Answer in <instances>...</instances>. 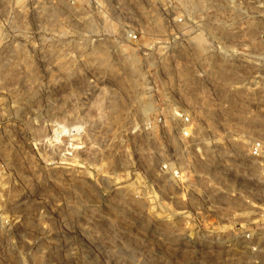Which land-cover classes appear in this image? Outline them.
Instances as JSON below:
<instances>
[{
	"label": "rangeland",
	"instance_id": "374dc122",
	"mask_svg": "<svg viewBox=\"0 0 264 264\" xmlns=\"http://www.w3.org/2000/svg\"><path fill=\"white\" fill-rule=\"evenodd\" d=\"M165 1L153 13L150 0H128L130 15L114 0H0V264H264V28L254 1L240 29L226 25L243 46L210 45L214 9L187 2L174 43L144 47L154 37L143 35L122 46L127 26L145 34L184 15ZM197 35L208 45L192 46ZM172 104L192 108L201 144L187 190L163 184L152 136Z\"/></svg>",
	"mask_w": 264,
	"mask_h": 264
},
{
	"label": "built area",
	"instance_id": "2783aa9c",
	"mask_svg": "<svg viewBox=\"0 0 264 264\" xmlns=\"http://www.w3.org/2000/svg\"><path fill=\"white\" fill-rule=\"evenodd\" d=\"M118 6L120 12L125 11L130 15L136 14L134 9L132 10L131 5L127 2L128 0L120 1L114 0ZM179 1L181 6L183 3L187 2V6H194L196 8H204L201 10L214 9V16H210L208 18L207 28L213 30L210 33L213 37V42L209 43L215 47H233L238 45H245L241 42L235 40L238 35L230 34L226 31V25H229L232 30L240 29V23L244 24V17L248 12V8H250V3L247 0H176ZM256 8V13L258 16V21L260 27L264 28V0H253ZM210 2V3H209ZM150 9L151 11L158 12L156 6L154 7V0H150ZM166 5L169 7L173 5L174 0H166ZM208 3V4H207ZM135 6V5H134ZM140 7V6H139ZM183 7L184 15L176 17L171 24L169 21L167 24H159V23H148L144 29L146 33L141 32V29H135L133 27L127 26L129 30L124 31L123 38L121 39V45L125 46L129 45H138L141 43L143 35H148L150 37L147 42H144V47H156L160 45H169L175 42L177 39V34L175 30H186L185 26L182 24L186 20V15L189 13L188 7ZM245 7V11L242 9ZM145 12V9L142 7L139 8ZM239 9V11H238ZM132 10V11H131ZM139 10V11H140ZM242 10V11H241ZM125 19L129 21H133V17L124 15ZM164 19V18H163ZM171 20V19H170ZM210 20L217 22L220 25H212L209 26ZM241 21V22H239ZM228 23V24H227ZM206 25V24H205ZM196 28L201 29V26L195 24ZM249 27V26H248ZM204 26L202 25V29ZM170 31L169 35L172 37V41L169 39L159 38V32ZM246 35V33H245ZM191 45L194 47H200L208 45L205 39L201 37V35H197L196 40L193 39ZM227 76V75H225ZM233 76V74H231ZM229 77V75H228ZM147 89L145 90L150 96L154 93V85L152 83L147 82ZM184 90H186L184 88ZM230 93V91H228ZM152 97V96H151ZM190 99V98H189ZM191 100V99H190ZM192 108L189 106L182 105H173L170 106V112L167 114H163L160 116H156L153 119V131L152 136L153 140L157 144V150L161 153L162 166L160 168V172L163 176V184L165 186H174L181 187L183 190H187L188 186L193 187L190 179L192 177V171L197 172V169L200 168V165L203 163V157L201 152V144L198 143V138L196 135L197 124L195 122V115L191 112ZM135 121L132 122L133 126H137ZM138 134L137 128L134 130L132 135L136 137ZM200 147V148H199ZM263 144L262 142H256L251 150L250 154L253 158H259L262 155ZM199 158V160H198ZM196 164L194 165V163ZM195 166H198L195 168ZM192 169V170H191ZM8 222H5V227H9L7 225Z\"/></svg>",
	"mask_w": 264,
	"mask_h": 264
},
{
	"label": "bare ground",
	"instance_id": "6f19581e",
	"mask_svg": "<svg viewBox=\"0 0 264 264\" xmlns=\"http://www.w3.org/2000/svg\"><path fill=\"white\" fill-rule=\"evenodd\" d=\"M122 1H124V0H122ZM205 2H206V0H205ZM134 58V57H133ZM135 60V59H134ZM83 125V124H82ZM74 127L76 128V126L74 125ZM85 127V126H84ZM73 129V132H76V130H77V128L76 129ZM60 128L59 127H57L56 128V132H55V135H56V137H58V138H60V136H61V134H65V132L64 133H62V132H60ZM81 131V130H80ZM78 132H79V128H78ZM69 133V132H68ZM67 135V134H66ZM87 135V134H86ZM70 139V138H69ZM207 174H208V172H207ZM104 178V177H103ZM102 183H103V185L106 187V188H110V182H109V180H107L106 178H104L103 180H102ZM87 188L90 190L91 188H92V186L91 185H88L87 186ZM116 202H126V200H124V198H123V196H122V194L121 193H117L116 194ZM249 246V245H248Z\"/></svg>",
	"mask_w": 264,
	"mask_h": 264
}]
</instances>
